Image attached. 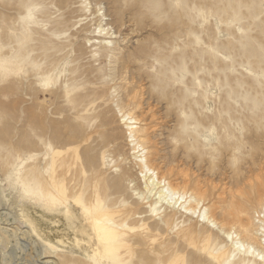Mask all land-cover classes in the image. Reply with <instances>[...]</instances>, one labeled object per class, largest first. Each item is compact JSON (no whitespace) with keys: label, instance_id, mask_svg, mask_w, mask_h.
I'll list each match as a JSON object with an SVG mask.
<instances>
[{"label":"rangeland","instance_id":"1","mask_svg":"<svg viewBox=\"0 0 264 264\" xmlns=\"http://www.w3.org/2000/svg\"><path fill=\"white\" fill-rule=\"evenodd\" d=\"M93 257L264 264V0H0V264Z\"/></svg>","mask_w":264,"mask_h":264},{"label":"bare ground","instance_id":"2","mask_svg":"<svg viewBox=\"0 0 264 264\" xmlns=\"http://www.w3.org/2000/svg\"><path fill=\"white\" fill-rule=\"evenodd\" d=\"M10 70H12V68L7 67V71L9 72ZM17 74H18V73L15 72L13 76H15V75H17ZM128 130L130 131V132H129V135H130L131 139H132V138L134 139V138H135V135H134V134H135V133H134V129L131 127V128H129ZM137 144H138V143L134 144V146H133V149H134V150L138 149V148H136V145H137ZM145 161H146V160H145ZM145 161H140V162L143 163V162H145ZM143 169H144L143 172H145L146 170H149V171H150V170H151V167H149V168H144V167H143ZM155 177L157 178V176H155ZM169 190L172 191V190H174V189L169 187ZM200 192H201V191H200ZM216 204H217V205L219 204V205L221 206V202H216ZM229 205H230V206H229V208H228L227 210H229L231 207H233V204L230 203ZM220 206H215L214 209L220 211V213L224 215V213H226L227 210H226V208H224V207H220ZM202 217H203V219H204L206 222H210V223H213V225H216V223H215L214 221L211 220V217L208 216V213L206 212V209L204 210V212H203V216H202ZM257 218H258V220L261 219L259 216H257ZM106 219H107V216H106V215H103V214L97 217V220H98L99 223L106 222ZM226 224H227V223H226ZM94 229H95V231H96V228H94ZM225 229L228 230V231H225V234H226L228 237H233V234H234V233H232V229H231L230 227H228V225L226 226ZM137 234H138V233H137ZM93 260H94V263H95V264H99V262H97V260L95 259V257H93Z\"/></svg>","mask_w":264,"mask_h":264},{"label":"snow or ice","instance_id":"3","mask_svg":"<svg viewBox=\"0 0 264 264\" xmlns=\"http://www.w3.org/2000/svg\"><path fill=\"white\" fill-rule=\"evenodd\" d=\"M49 83H50V81L45 80L44 83H43V86H44V87H48V86H49ZM85 214H86V215L88 214V210H87V209H85ZM132 231H136V230H135V229H132ZM262 258H264V257H262ZM191 264H198V262L195 261V260H193V261L191 262Z\"/></svg>","mask_w":264,"mask_h":264}]
</instances>
